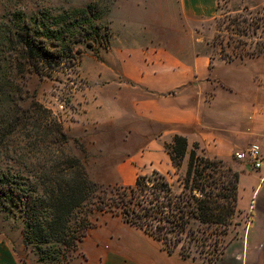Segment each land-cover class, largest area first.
<instances>
[{"label":"crops","instance_id":"crops-1","mask_svg":"<svg viewBox=\"0 0 264 264\" xmlns=\"http://www.w3.org/2000/svg\"><path fill=\"white\" fill-rule=\"evenodd\" d=\"M122 1L149 21L132 23L128 31L130 21L122 20V30L100 55L107 75L100 73L97 92L88 84L82 89L75 128L92 150L82 156L89 175L132 184L140 173L170 174L174 166L165 144L183 135L188 150L197 144L201 154L234 164L241 224L209 263L179 248L169 252L121 216L96 211L68 264H264V170L235 157L252 143L264 154V54L226 59L214 33L198 28L215 16L218 0ZM228 3L235 11L264 6V0ZM22 226L17 241L5 234L8 228L0 233V264H22V256H30Z\"/></svg>","mask_w":264,"mask_h":264},{"label":"trees","instance_id":"trees-1","mask_svg":"<svg viewBox=\"0 0 264 264\" xmlns=\"http://www.w3.org/2000/svg\"><path fill=\"white\" fill-rule=\"evenodd\" d=\"M102 3L92 0L54 13L15 8L0 20V211L22 219L26 245L55 243L69 259L94 224L96 211L119 215L169 252L179 247L190 256L195 241L204 244L209 238L205 227L215 233L236 214L239 172L201 154L197 144L188 150L186 137L176 134L165 149L179 189L158 170L138 174L132 184L102 185L72 151L71 142L78 139L26 86L32 72L58 78V72L73 69L82 43L87 48L96 40L109 45L108 24L100 19ZM185 156L187 166L179 172Z\"/></svg>","mask_w":264,"mask_h":264},{"label":"rangeland","instance_id":"rangeland-1","mask_svg":"<svg viewBox=\"0 0 264 264\" xmlns=\"http://www.w3.org/2000/svg\"><path fill=\"white\" fill-rule=\"evenodd\" d=\"M92 0H0V20L8 15L11 9L25 8L27 13L40 7L54 13L62 9L71 7H81L87 5ZM229 0H218L217 11L213 18L205 20L202 27H198L203 33H214L213 43L226 56H243L249 53L264 54V6L251 9L235 11L228 3ZM240 2V0H233ZM126 6L125 9L122 6ZM101 21L108 24L109 45L110 39L122 30L121 22L123 19L130 21L128 31L132 28V23L139 25L148 24V17L143 15L141 10L133 9V4L122 0H103L101 5ZM145 13V11H144ZM101 31H104L101 30ZM107 42L96 40L92 48H87L84 43L80 44L83 50L80 61L73 69H65L58 72L57 77L41 76L37 72L28 75L26 86L30 92L36 94V98L50 108L61 121L64 128L70 136L76 137L77 142H71V149L81 156L90 157L92 150L86 137L82 136V130L75 128V122L78 120V114L82 110L81 100L82 89L89 85L90 91H96L101 85L100 73L105 72L108 64L100 59V55L109 48ZM107 47V49H105ZM259 52V53H258ZM262 52V53H261ZM107 75V71H106ZM95 92V93H96ZM188 157L183 159L179 172H183L187 166ZM225 167H231L237 171L234 164L223 162ZM152 172V171H151ZM146 172V173H151ZM145 174V173H140ZM90 176V175H89ZM175 190L179 189L178 174L175 168L170 174H167ZM91 177V176H90ZM92 178V177H91ZM93 179V178H92ZM95 180V179H93ZM102 185L116 184L118 182H102ZM121 184V183H118ZM86 204L81 209V213L88 208ZM12 218L14 220L12 221ZM22 221L19 216L14 217L7 211H0V233L6 228L7 236L11 233L13 240H19L18 230ZM241 222L234 215L230 224L224 228L219 226L217 232L211 231V227H205L210 231L209 238L204 244L201 241H195L192 245L191 254L199 256L207 262L216 260L224 252L229 238L239 231ZM9 232V234H8ZM30 256H22V264L35 259L32 264H68L69 256L67 250L57 244H43L41 248L30 246ZM179 248V247H177ZM32 262V261H31Z\"/></svg>","mask_w":264,"mask_h":264},{"label":"built area","instance_id":"built-area-1","mask_svg":"<svg viewBox=\"0 0 264 264\" xmlns=\"http://www.w3.org/2000/svg\"><path fill=\"white\" fill-rule=\"evenodd\" d=\"M235 157L240 160L248 161L254 169L264 170V154L262 153L261 148L257 143L250 144L244 150L236 151Z\"/></svg>","mask_w":264,"mask_h":264}]
</instances>
